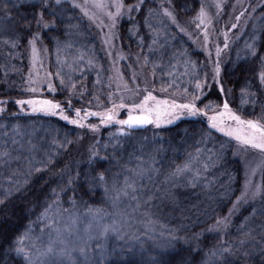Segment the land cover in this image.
Returning <instances> with one entry per match:
<instances>
[{
  "label": "trees",
  "instance_id": "16d2710c",
  "mask_svg": "<svg viewBox=\"0 0 264 264\" xmlns=\"http://www.w3.org/2000/svg\"><path fill=\"white\" fill-rule=\"evenodd\" d=\"M46 2L49 7L45 9L40 0H0V264H26L10 242L25 232L27 240L39 242L42 213L49 205L47 213L98 210L110 220L112 185L121 187L124 180L133 185L136 201L147 210L148 231L139 240L120 242L113 250L111 246L95 250L93 244L86 252L92 259L73 256L77 264H264V168L259 199L235 205L244 171L235 143L209 127L208 116L218 111L223 98L213 87L197 89V82L207 74L203 54L175 29L167 43L148 49L147 19L158 0H123L128 8L140 4L120 22V43L143 61L155 95L177 104L198 97L195 103L200 114L185 112L167 128L149 126L120 137L114 135L116 125L100 127L96 136L51 117L21 114L16 101L29 95L32 34H39L38 44L50 54V38L63 36L62 18L78 13L68 10L62 0L58 5L56 0ZM166 2L184 21L197 17L202 6V0ZM41 11L47 29L36 25L34 16ZM247 17L246 31L229 45L220 77L231 112L264 127V82L260 80L264 0ZM81 24L86 27L85 21ZM132 26L135 33L131 36ZM180 51H185L196 70V76L191 66L179 73L184 84L172 83L176 76L168 68L172 59L184 62V57L176 59ZM94 56L101 63L97 77L50 68L55 89L51 98L70 102L74 108L87 105L90 113L109 109L116 92L98 41Z\"/></svg>",
  "mask_w": 264,
  "mask_h": 264
},
{
  "label": "rangeland",
  "instance_id": "374dc122",
  "mask_svg": "<svg viewBox=\"0 0 264 264\" xmlns=\"http://www.w3.org/2000/svg\"><path fill=\"white\" fill-rule=\"evenodd\" d=\"M62 1L69 5L68 10L73 9L78 13L73 14V16L62 18V20L65 21L64 33L61 38H50V41H52V51L50 54L44 46H41L42 44H38L37 40L35 42L37 56L33 58V46L31 44L29 45V73L27 75L29 95L23 100H19H51L53 103H58L60 109L56 110V115H51L42 111L33 112L31 106L27 104H18L20 111L22 109L23 112H21V114L51 117L63 123H67L72 127H77L78 125L69 123L67 120L62 119L61 116L66 115L69 120L77 119L76 110L79 109L81 110V118H84V113H90L89 111L91 109L87 105L81 108H74L71 106L70 102L62 103L51 98L55 89L50 68H52V72L54 68L58 71L66 69L73 70V73L77 75L90 73L94 75V77H97L101 64L94 56V54L97 53L98 41L100 52L109 67L111 81L116 92L114 104L109 109L98 112L99 114H104L109 110H114L116 116L113 122L109 124H102L101 119L89 121L82 119L81 123L84 126L81 128L87 129L89 132L93 133V135L96 134V136H98L100 127H112L116 125L117 130L114 135H116V137L126 136L128 135V131L115 121L124 120L125 117L128 116L129 110L133 104H139L148 92H151L157 99L168 100L155 95L151 91L149 86L150 79L145 72L143 61L141 62L140 57L136 53L129 52L120 43V22L128 17L130 12L129 8L123 4V0H121L123 7L119 10L118 14L117 8L114 6L116 0ZM139 1L142 3L144 0ZM158 1V7L151 10L152 13L147 19L149 23L148 28L151 30V43L148 49L154 50L161 44L167 43V36L172 33L174 29L185 36L188 41L193 44L195 49L203 54L205 59L207 74L205 77H202L201 82H197L201 85L199 89L204 91V89L213 87L222 95V106L214 114L217 115L223 111V104L229 101L228 91L224 88L220 77L230 47L229 45L246 31L249 17L245 18V15H249V13L252 15L263 0H202L201 8H203L205 13L203 17L204 23H200L198 19L201 9L197 17L189 21H184L179 20L175 16L166 0ZM98 4L103 6L98 7ZM139 4L136 5L139 6ZM137 8L138 7H135V10ZM248 11L249 13H247ZM166 12L171 13V17L166 15ZM173 17L175 23L173 22ZM82 20L85 21L86 27L83 26L84 23L81 24ZM253 25H255L254 22L250 27L253 28ZM86 28L89 29V31L86 30ZM134 33L135 31L132 26L130 31L131 36L134 35ZM94 40H96V44H94ZM247 48H251L250 44ZM179 53L180 57L176 59L180 60V58H182L183 60L184 57V62L180 63L172 59L169 65L170 67L168 66V68H171V73H175L176 76L171 82L184 84L186 83L185 78L181 79L182 77L179 76V73L186 71L185 68L191 66L196 76V70L194 62L187 58L185 51H180ZM217 67L219 68L218 74L216 72ZM122 68L124 69L121 70ZM176 78H180V80H176ZM49 84H51V89L49 88ZM180 87L184 88L186 85H181ZM221 87L223 91H221ZM32 89H36V91H32ZM168 101L171 102L170 100ZM120 104H124L125 107H116L114 109V106H119ZM133 114H139V112L133 111ZM89 116L93 117L91 115ZM228 123L235 127L234 122L229 121ZM172 124L173 123H162L160 127H156L153 124L149 126H151L152 130H159L167 128ZM93 125L96 126L95 130L91 127ZM214 130L235 143L237 149L236 153L240 155L241 158L244 176L239 198L242 196V193L245 195L243 199L237 200L235 205L245 206L256 202L261 194L264 151L243 145L233 137L226 136L216 129ZM88 144L91 148V143L89 142ZM112 190L113 193H111L110 197L112 200L110 211L112 212V218L108 221H106L107 218L104 216V213L98 210H73L65 214L60 213L58 210H54L47 213L46 217H43V227L38 233L40 234V241L36 242L25 239L22 245L25 250L29 252L32 264H61V262L65 264L64 261L67 262V257H60L52 254L41 255L49 244L50 237L56 239L57 234L55 229L60 230V239L64 240V245H60L59 243L55 245L57 251L59 248L66 246L69 250H72V256L80 257L83 260H88L89 258V261L93 256H81L79 253L80 248H85L87 252L88 248L94 244L95 250H97V247L101 249L104 248L105 250L107 246H111L110 250H113L116 245L122 241L139 240L142 235L148 231L147 217L144 214L147 210L143 209L142 203L136 201L133 187L128 188L125 184V180L121 187L113 183ZM125 192H127V195H125ZM105 229H107L106 232ZM29 241H31V243ZM114 253L111 252L110 255ZM101 257L100 252L98 260H100ZM67 264L69 263L67 262Z\"/></svg>",
  "mask_w": 264,
  "mask_h": 264
},
{
  "label": "snow or ice",
  "instance_id": "6c2138e0",
  "mask_svg": "<svg viewBox=\"0 0 264 264\" xmlns=\"http://www.w3.org/2000/svg\"><path fill=\"white\" fill-rule=\"evenodd\" d=\"M41 6L43 8H48L49 4L46 2V0H40ZM61 0H56V4H60ZM98 7H101L103 5H97ZM114 6L117 8V14L119 13V10L123 7V4L121 0H116ZM138 7V5H132L129 7V11L133 10V8ZM166 15L171 17V13L166 12ZM111 15V14H109ZM205 13L203 8H201V11L199 13L198 19L200 20V23H204L203 17ZM34 19L36 21V25L41 28L47 29L49 27V24L44 20V13L41 11L39 13H36L34 16ZM173 22L175 23L174 17L172 18ZM30 27V25H28ZM206 35V34H205ZM39 39L38 33L32 34V39L29 40V44H31L32 47V54L33 58L37 56V49L35 47V42ZM219 52V49H218ZM217 74L219 73V68L216 69ZM260 80L261 82H264V72H261L260 74ZM218 82V81H217ZM197 88L199 89L201 85L197 83ZM49 88L51 89V84H49ZM32 91H36V89H32ZM147 91V90H145ZM221 91H223V88L221 87ZM196 99L198 97H193V100L188 103L183 104H177L175 101L169 102L168 100H160L157 99L154 95H152L151 92H148L147 95L144 96L143 100L139 104H133L129 110L127 119L124 120H116L115 122L121 126H127V128L131 129L136 126H144L148 124H153L156 127H160L162 123L171 124L174 123L176 119H179L180 115L183 113H187L190 116H196L200 114V109L196 107ZM3 103V102H0ZM17 104L23 105L27 104L31 106L33 112L42 111L46 114L56 115L57 109H60V105L58 103H53L51 100H36V99H29L26 101H16ZM116 107L123 108L125 107L124 104H120L119 106H114V109ZM206 107H209L206 105ZM0 111H3L0 109ZM133 111H138L139 114L134 115ZM62 112V110H61ZM81 110H76V117L77 119L69 120L68 116L62 115L61 118L64 120H67L69 123L78 125L80 127H83L84 125L81 123L80 116ZM92 115V116H100L101 123L102 124H109L113 122L116 116V112L114 110H109L107 113L99 114V113H88L85 112V117ZM229 121L235 123V127H233ZM209 127L216 129L222 133H224L226 136L233 137L235 140L240 142L243 145L251 146L252 148L260 149L261 151H264V127L260 126L257 122H254L252 120L244 121L239 116L234 115L231 110L229 109V105L227 102L223 104V111L218 113L217 115H213L211 117H208ZM93 130H95L96 126H91ZM95 155V153H94ZM185 168H188V165L185 164ZM39 171V169H37ZM103 175L101 174L100 179L103 180ZM71 183V181H69ZM126 186L128 188H132L133 185L128 183L127 180L125 181ZM134 190V189H133ZM125 195H127V192H125ZM245 194L242 193V196L238 198V200L243 199ZM52 205H49L48 208H51ZM48 208L45 209V212L42 213L43 216L46 217ZM226 219V218H225ZM220 221H217V224H219ZM30 231V229H29ZM56 231V239H53L50 237V242L47 245L45 251L41 253V255H58L60 257H67L69 264H76V260L72 256V250H69L66 246L59 248L57 251L55 248V245L59 243L60 245H64V240L60 239V230L55 229ZM107 229H105V232ZM28 232H25L24 235L21 237L13 240L10 242L11 245H15L14 251L17 255H22L26 261V264H32L31 256L29 252L25 250V248L22 246L24 240L27 238ZM225 251H228V249H225ZM79 253L81 256H86V250L85 248H80ZM62 264V262H61Z\"/></svg>",
  "mask_w": 264,
  "mask_h": 264
},
{
  "label": "water",
  "instance_id": "95a60500",
  "mask_svg": "<svg viewBox=\"0 0 264 264\" xmlns=\"http://www.w3.org/2000/svg\"><path fill=\"white\" fill-rule=\"evenodd\" d=\"M134 115H136V114H134ZM125 119H127V117H125ZM149 125H151V124L144 125V126H136V127L131 128V129L127 128V126H123V127H124V129H126L127 131L136 132V131H139V130H143V129H145V128L148 127Z\"/></svg>",
  "mask_w": 264,
  "mask_h": 264
}]
</instances>
